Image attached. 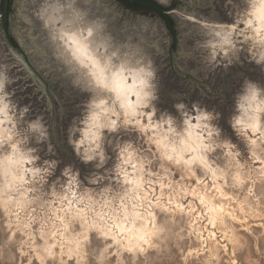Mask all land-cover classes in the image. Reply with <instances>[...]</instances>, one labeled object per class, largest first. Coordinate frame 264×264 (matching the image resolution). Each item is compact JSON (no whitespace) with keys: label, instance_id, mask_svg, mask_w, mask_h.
I'll return each mask as SVG.
<instances>
[{"label":"rangeland","instance_id":"374dc122","mask_svg":"<svg viewBox=\"0 0 264 264\" xmlns=\"http://www.w3.org/2000/svg\"><path fill=\"white\" fill-rule=\"evenodd\" d=\"M174 2L170 56L155 13L118 0H13L11 33L47 85L0 20V264H264L263 2ZM43 12L96 94L58 58ZM67 18L114 63L130 62L148 129L119 118L95 137L100 94L60 29Z\"/></svg>","mask_w":264,"mask_h":264},{"label":"bare ground","instance_id":"6f19581e","mask_svg":"<svg viewBox=\"0 0 264 264\" xmlns=\"http://www.w3.org/2000/svg\"><path fill=\"white\" fill-rule=\"evenodd\" d=\"M258 1H262L263 3L257 6V10H255L257 13H254L255 17L261 21L258 24L261 25L262 23V26L264 27V0ZM50 14L48 21H50L51 24H55V20L56 18L58 19V17L54 12H51ZM64 18L66 17H62V19ZM75 20L76 19H65L66 22L60 27V29L64 30L66 32H64L65 34L69 35L68 37L71 41L72 51L74 52L73 56L77 63L83 67L84 65L89 67L88 70L91 72L89 78H91L96 90H98L100 94V98L98 97L99 101L96 103V105L98 103L99 105L92 109L94 111L92 123L95 125V137H100L103 127H114L119 118H123V122L131 121L132 123V121H134L138 128L141 127L143 129H148V126L150 125V116H147L148 123L145 125L142 123V119L138 118V114L143 111L140 110L142 107L141 105L144 103L143 97L141 96V85L143 84V80H140L139 82L135 77H132V80L130 81V78L126 74L129 71L128 67H130V62L120 60V62L114 63L113 55L111 52H107V44L101 39H99L101 41H96L92 31L85 33V29L81 25L74 28L75 26L72 22H75ZM260 31V26L254 30L256 34H259ZM131 94L135 95L134 100H131ZM253 120L252 124L255 128H258V119L255 118ZM151 139L155 138L151 136ZM155 141H158L156 145L161 152V156L166 157L167 152L162 142L159 139H156ZM259 171H264V163Z\"/></svg>","mask_w":264,"mask_h":264},{"label":"water","instance_id":"95a60500","mask_svg":"<svg viewBox=\"0 0 264 264\" xmlns=\"http://www.w3.org/2000/svg\"><path fill=\"white\" fill-rule=\"evenodd\" d=\"M127 1L138 2V3L145 4V5H149V7L157 10L158 12L162 13L166 17L168 15L169 11H170V9H167V8L161 6L159 3L153 2L151 0H127ZM8 2H9V0H1L0 18H1L2 24L4 25L5 31H6L5 37H6L7 41H8V43H9V45L11 46V49H15L17 51V53H19L20 60L24 61L26 66L35 75L39 76L43 80V82L46 84V82L43 79V77L38 73V71L35 68V66L30 62L29 58L27 57L26 49L23 46H18L16 44H14V42H13V40L11 38V36L13 37V35L11 34V30H10L9 24H10V17H11V9H12L13 0H11V7H10L11 9H10L9 17H8ZM119 3L121 5H124L121 1H119ZM65 10L67 12H69V9H65ZM138 11L149 12V11H145V10H138ZM149 13H153V12H149ZM170 16L172 18V15H170ZM186 17H187V19H190V20H193V21H197V19L194 18L193 16L187 15ZM8 20H9V23H8ZM41 20H42V23L44 24V27L47 29L48 33H50L48 36L50 38V42H53V45H55V50H56V52H58V56H59L58 58L61 59L64 63H66L68 68H71L72 70H76L79 80L81 82H83V86L86 87V88H89L90 91H92L93 93L96 94L94 88L91 87L89 84H87L85 79L81 76L78 67L74 63L68 61L67 57L61 51L62 50L61 49V39L55 33V31H54L55 29L52 28L49 24H47L45 22V13L44 12H43V14L41 13ZM161 20H163L162 17H161ZM172 20H173V18H172ZM214 26H217V25L214 24ZM10 34H11V36H10ZM171 39H172V34H171ZM175 45H177L176 42H175Z\"/></svg>","mask_w":264,"mask_h":264},{"label":"flooded vegetation","instance_id":"af4514ba","mask_svg":"<svg viewBox=\"0 0 264 264\" xmlns=\"http://www.w3.org/2000/svg\"><path fill=\"white\" fill-rule=\"evenodd\" d=\"M118 1H121V0H118ZM152 1V0H151ZM157 3H159L161 6H163V7H165V8H167V9H170V11H171V8L173 7V6H175L174 4H175V2H174V0L172 1V3L170 4V7H168L167 5H163V4H161V2H159V1H157V0H155ZM122 2V1H121ZM124 4V3H123ZM124 6H126L125 4H124ZM149 6V5H148ZM11 7V0H9V2H8V17H9V14H10V8ZM127 7V6H126ZM151 8V7H150ZM153 9V8H152ZM142 10H145V11H149V12H153V13H155V14H157V15H159V16H161L165 21V24H166V27H167V29L170 31V33L172 34V39H171V42H170V45H169V48H168V51H169V55L171 56L172 55V47L174 46V44H175V42H176V39H177V36H176V34H175V28H174V25H173V20H172V18H171V16H170V11H169V13H168V15H167V17L166 16H164L162 13H160V12H158L157 10H155V9H153L154 11H151V10H149L148 8H145V9H142ZM7 17V18H8ZM0 20H1V18H0ZM8 23H9V20H8ZM1 24H2V21H1ZM2 26L4 27V25L2 24ZM9 27H10V24H9ZM4 30H5V28H4ZM10 30H11V28H10ZM5 34H6V31H5ZM5 34H4V36H5ZM12 34V33H11ZM11 34H10V36H11ZM11 38H12V40H13V42H14V44H16V45H18V46H21L12 36H11ZM5 39H6V37H5ZM6 41H7V39H6ZM7 43H8V41H7ZM9 44V43H8ZM10 46V45H9ZM10 48H11V46H10ZM15 50V49H14ZM16 51V50H15ZM27 54V53H26ZM170 56H169V58H170ZM27 57H28V55H27ZM29 58V57H28ZM29 60H30V58H29ZM30 62H31V60H30ZM32 63V62H31ZM33 64V63H32ZM34 65V64H33ZM35 66V65H34ZM35 68L38 70V68L35 66ZM39 73V72H38ZM40 74V73H39ZM41 75V74H40ZM42 76V75H41ZM43 77V76H42ZM44 79V78H43ZM45 80V79H44ZM46 81V80H45ZM47 83V82H46Z\"/></svg>","mask_w":264,"mask_h":264},{"label":"trees","instance_id":"16d2710c","mask_svg":"<svg viewBox=\"0 0 264 264\" xmlns=\"http://www.w3.org/2000/svg\"><path fill=\"white\" fill-rule=\"evenodd\" d=\"M122 3H124L128 8L134 10V11H138V10H142L145 8H148L151 11H154L152 8H150L148 5L142 4V3H138V2H131V1H127V0H121ZM153 2H156L155 0H152ZM176 4V3H175ZM174 4V5H175ZM0 9H1V0H0ZM4 29V27H3ZM5 31V30H4Z\"/></svg>","mask_w":264,"mask_h":264},{"label":"clouds","instance_id":"9594fccd","mask_svg":"<svg viewBox=\"0 0 264 264\" xmlns=\"http://www.w3.org/2000/svg\"><path fill=\"white\" fill-rule=\"evenodd\" d=\"M4 79L0 78V90H2L4 88ZM255 86V85H254ZM247 90V86L245 88V91ZM31 127L35 128L36 124L31 125ZM85 162H89L92 161L94 158L93 157H87V158H83Z\"/></svg>","mask_w":264,"mask_h":264}]
</instances>
